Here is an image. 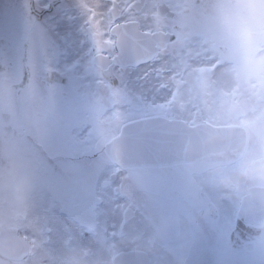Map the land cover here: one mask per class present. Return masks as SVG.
Here are the masks:
<instances>
[{"label":"rangeland","instance_id":"rangeland-1","mask_svg":"<svg viewBox=\"0 0 264 264\" xmlns=\"http://www.w3.org/2000/svg\"><path fill=\"white\" fill-rule=\"evenodd\" d=\"M177 2L181 9L186 10L181 12L184 17L186 16L184 25L191 38L193 51L180 62L175 76L178 81L169 82L171 90H173L172 84L175 82L177 83L175 87L187 93L184 96L172 93L175 101L170 109L180 111L181 106L187 108L183 103L188 102V107H192L197 112L195 118L192 119L193 123L207 120L211 123L210 125L217 126L216 104L222 86L213 76L216 64L213 62L211 52L202 43L203 33L199 24V16L204 0H177ZM31 7L30 0H0V39L11 43V46L6 43L7 46L2 47L3 42H0V52L8 53L4 50L5 47H14L16 51L12 55L11 50L8 53L11 55L8 59H5L6 55L4 56L5 61H10V70L5 73V77L9 81H14L15 85H19L21 80L24 82L23 87L19 89L21 95L17 97V107L20 109L15 108L14 111L17 112H14V117L11 114L10 116L12 124L17 122L22 139L27 136L25 141L20 139L13 143L8 139L0 143V173H3L6 170L5 167L12 164L26 165L40 180V191L35 209L38 231L33 235V239L40 248L37 246L38 250L34 259L39 264H49L50 255L63 246L70 236L75 239L79 236L81 243L87 244L91 248L96 264H111L109 260L111 255H109L106 246L99 248L98 241L102 236L105 237L104 231L97 228V236L94 235L95 229L90 223L91 221H121L118 212L131 204L136 214L134 221H142L144 218L151 217L152 221H156L162 233L168 237L174 228L172 221H188L190 229H195L194 221H225L223 231L226 238L224 241L217 237L211 243L207 242L209 244L207 247L203 246V249L199 244L196 251L191 253L175 251L176 264H264V234L254 232L252 226L239 221L236 231H241L248 236L244 238L246 243L232 245L227 237L231 234L233 220L237 218L235 207L239 203L216 185L213 179L215 158L212 154L194 163L148 169L151 173H159L163 177L173 176L169 180L166 178L159 180L161 176L151 177L148 174L139 178L140 171L124 169L122 171L125 174L131 173L121 184V190L118 192L119 199L115 198L113 200L115 204H112L108 198L109 192L107 193L106 183L107 175L114 170L108 166L109 159L103 148L102 153L106 159L99 154L96 159L90 160V155L93 153L91 147L95 144L92 140L93 134L87 128H79L80 124L77 123L84 120V114L89 120L92 119L90 115L91 102L87 101L82 105L76 101L73 94H67L72 104L70 105V102L67 101L69 109L60 108L63 109L60 111L63 119L52 118L49 122H42L40 117L38 120L37 113L31 110L32 95L36 97L39 106L43 100L42 95H52L51 91L38 89L35 82L38 73L63 75L82 72V78L87 80L86 83L79 80L74 84L68 83V85L76 89L85 86L90 88L94 85V81L88 78L90 72L84 63L79 68L74 66L76 58L81 53L84 55L83 49H81L84 44L80 32L77 34V40L67 38L66 50L57 51L54 64L48 62L31 65L27 61V57H30L29 51L38 52L40 43L36 39L34 41L35 48H31L28 46V42L30 43L33 38H38L37 29L43 27L39 17H31V15H35L31 11ZM47 10L45 9L42 19L66 13L61 5L54 10ZM21 17L23 19H20ZM46 26L49 29L42 30L46 35V41L52 47L57 48L63 40L59 38V32L53 29L52 24L46 23ZM84 49L86 48L84 47ZM55 89L64 92V86L56 85ZM76 95L79 99L92 98L90 91L85 88L77 91ZM68 97L65 99L67 100ZM160 101V98L157 97L147 106L132 113L136 115L154 109L155 106L158 107L161 104ZM56 106V108L62 107L61 104H56ZM7 111L4 109L2 112L6 113ZM166 111L168 110L165 109L164 112ZM71 124H78V127L74 128ZM2 127H4V121L0 120V130H3ZM10 132L13 131L10 129ZM0 138H3L1 131ZM101 140H105V135ZM43 148L48 152V158L41 156ZM43 159L48 160L47 165L39 166L37 162ZM101 164L106 165V168L96 182L94 170H97ZM44 166H46V170L43 169ZM124 184L130 186L129 191L126 186H123ZM172 189L190 192V195L186 194L189 196L186 201L172 202L176 200L172 195ZM47 191L48 194H54L63 203L62 205L65 206L63 211L71 220L69 221L71 225L68 221H58L54 214V209H56L54 203L59 201L56 202L53 197L49 199ZM133 191L135 196L129 198V194ZM168 191H170V195L167 196H150L148 194ZM121 196H124L122 200ZM72 198H76L77 205L75 207L71 204ZM153 199H158V202L153 204ZM102 200L105 202L104 206L99 208L98 203ZM188 208L191 209L190 214L187 213ZM182 209L184 214L181 213ZM77 224H82V233H80V229L76 228ZM79 238L76 240L79 241Z\"/></svg>","mask_w":264,"mask_h":264},{"label":"clouds","instance_id":"clouds-1","mask_svg":"<svg viewBox=\"0 0 264 264\" xmlns=\"http://www.w3.org/2000/svg\"><path fill=\"white\" fill-rule=\"evenodd\" d=\"M202 43L221 84L217 126L204 131L213 179L256 217L264 234V0H204ZM40 180L26 165L0 173V264H39L35 209ZM49 264H96L91 248L69 237Z\"/></svg>","mask_w":264,"mask_h":264},{"label":"flooded vegetation","instance_id":"flooded-vegetation-1","mask_svg":"<svg viewBox=\"0 0 264 264\" xmlns=\"http://www.w3.org/2000/svg\"><path fill=\"white\" fill-rule=\"evenodd\" d=\"M22 1V0H19ZM181 1V0H179ZM79 0H30L31 3V11L35 15H31L32 18L35 16L39 17V20L41 23H43V27L37 29L38 30V38L36 37L35 39L33 38L32 41L29 43L28 46L31 48H35L36 44L34 41L38 39L39 43V50L38 52H32L29 51L30 57H27V61L31 65H36V64H45V63H53L54 64V58L57 55V51H65L66 46H67V38L77 40L79 32L82 34L81 38L83 41L84 46H81V49H83V54L82 53L76 58V61L74 63V66L79 68L83 63L86 65L88 68V71L90 72V57H89V51H90V44L88 42V39L86 35L84 34L83 31V25H84V19L82 14L80 13L79 9L76 7L78 4ZM62 6L63 10L65 9V12L61 16H49L48 18L42 19V16L45 15L43 14L45 9L51 11L54 10V8H57V6ZM47 10V11H48ZM181 11H186L181 9ZM12 12V11H11ZM58 12V11H57ZM56 12V13H57ZM20 19H23L21 17ZM182 20L183 23L186 21V16L184 17V14H182ZM46 23L52 24L53 29L55 31H58V36L60 39L63 41L59 44L57 48L52 47L47 41H46V35L45 33L42 32V30L49 29L46 26ZM40 27V26H39ZM17 28V27H15ZM41 31V33H40ZM0 42H3V46H11L8 41L0 39ZM7 43V44H6ZM13 46V45H12ZM84 47L86 49H84ZM4 48L5 51L8 53L11 52L12 50V55H14L15 48ZM8 53H5L3 51L0 52V77L1 79L9 81L7 77H5V73H7L10 70V61L5 59H8L11 55ZM51 53V57H50ZM7 56L6 58L4 56ZM5 58V59H4ZM82 72H77V73H67L63 75H57V74H49V73H38L36 77V85L38 89L41 91H51L52 95L51 96H45L42 95L43 100H41L40 103V110H43L39 113V116L41 118L42 122H46L52 118H58V119H63L62 114L60 113L61 110L60 108H64L65 110H68L69 108L67 107V101L70 102V98L68 97L67 94H73L75 96L76 101L81 103L82 105L85 104V102H91V98L88 99H79L76 97V92L81 90L82 88L87 89L90 91V94L92 95L94 92V85L88 88L87 86L85 87H79L78 89L71 87L68 85V83L74 84L78 82L79 80L81 82L86 83V79L82 78ZM88 78L93 81V78L91 74L89 73ZM172 81H178L175 77ZM12 84H15L14 81H9ZM33 82V81H32ZM177 83L172 84V89L168 87V91L166 94L159 96L160 98V105L158 107H154V109H151L149 111H144L141 114H136L131 113L127 115L123 121L116 126L110 128V129H103V130H98L95 132L94 135H92V140L95 143L92 147L91 150H93V153L90 155V160L96 159L99 154L103 156L102 153V148L104 151V146L115 136L118 135L120 128L132 121L139 120V119H144V118H149V117H160L164 118L166 120L170 121H179L184 123L187 126H194L198 124H211L210 122L206 121H201L197 123H193L192 119L195 118L197 115V112L192 109V107H188L189 103H183L186 104L187 108L185 106H181L180 111L176 110L173 111L170 109L174 105V99L172 97V93H176L177 95H182L184 96L187 94L183 90L178 89L175 87ZM56 85H61L64 86V92H61L59 90H56L55 87ZM170 86V85H169ZM36 87V88H37ZM65 97H68L67 100ZM189 97V96H187ZM18 98L16 97V100ZM56 104H61L62 107L56 108ZM70 105L72 102L69 103ZM18 102L16 103L14 109H20L17 107ZM14 109H6L8 110L6 113L2 112L3 110H0V120L3 122L4 121V127L3 130H0L3 132V138H0V143L3 140H10L13 143L18 142L20 139L25 141L27 139V136H24L22 139V134L19 132L17 128V122L16 124H12L11 118L14 117ZM168 110L164 112V110ZM187 111V112H186ZM171 113V114H170ZM12 115V117L10 116ZM90 115L92 116V111H90ZM84 120L77 122L78 124L73 125L71 124L74 128H87L90 130V133L93 134V129H92V119L89 120L88 117L84 114L83 115ZM61 125V123L59 122ZM78 125V126H77ZM13 128V129H12ZM10 129L13 132H10ZM18 130V131H17ZM103 135H105V140H101ZM1 149V148H0ZM106 157L109 159L108 166L111 167L114 171L109 173L107 175V193H108V198L110 201L113 203V200L117 198L119 199V190H121V184L124 179L128 178V174L131 173L129 172L128 174H125L124 169L128 168H122L118 167L113 164L111 159L107 156L106 152L104 151ZM41 156H45L48 158V152L46 151L45 148H43V154ZM104 157V156H103ZM45 158V159H46ZM105 158V157H104ZM43 159L42 161L37 162L39 166L41 165H47L48 160ZM106 159V158H105ZM1 162V158H0ZM46 166L43 167L44 170ZM167 167V166H166ZM106 168V165L101 164V166L97 169L94 170L96 173V182H98L99 177L102 173V171ZM151 168H165L164 167H142V168H129L133 169L136 171H140L141 173H138L140 176L139 178H142V176H146L147 174L150 175L151 177H160L159 180H163L166 178L169 180V178H172L173 176H165L163 177L159 173H151L150 170ZM6 169V167H5ZM128 169V170H129ZM125 174V175H124ZM43 182H45L43 180ZM123 186H126L128 188V191L130 190V186L128 184H124ZM168 186V185H167ZM140 188V187H138ZM169 188V187H166ZM135 191V190H134ZM131 192L129 195V198L131 196H135V192ZM171 191V190H170ZM170 191L168 192H158V193H148L150 196L156 195V196H167L170 195ZM124 192V191H123ZM145 192V191H143ZM47 196L49 199L52 197L57 203H54L56 205V209L54 214L57 216L58 221H68V223L71 225L69 221V218L67 217L66 213L63 211L65 206H63L58 198L54 194H48V191L46 192ZM190 195V192H182L179 190H174L172 189V195L176 198L175 201L172 202H180V201H186ZM192 194V193H191ZM186 195V196H184ZM193 196V195H192ZM124 196H121L120 199L122 200ZM104 199V198H103ZM158 202V199H153V204H156ZM104 200L98 203L99 208L104 206ZM71 204L73 207L77 205L76 198H72ZM122 204V201H121ZM181 204H183L181 202ZM167 205V204H166ZM239 205V204H238ZM238 205L235 207V216H236V211L238 208ZM130 206H125L122 208L118 214L120 217L121 221H91L90 224L93 225V228L95 229V234H97V228H101L102 231H104L105 237L99 239L98 243L100 244V247L106 246L107 250L109 251L110 257V263L112 264V258L119 254V253H127V252H139V253H144L147 258H148V264H176V257L174 252L181 250L184 253H191L192 251H196L195 249L198 248L197 246L200 244V248L203 249L204 247H207L209 243L207 242H212L213 240L217 239V237H220L222 241H224V238L226 236L224 235L223 231V226L225 221H194L195 222V229H190V226L188 224V221H172L174 223L173 229L171 231V234L164 235L162 233V230L159 229L158 225L156 224V221H152L151 217L144 218L142 221H134L135 220V211L133 208ZM60 207V208H59ZM188 207V206H187ZM127 211L130 213L127 215ZM191 209H187V213L190 214ZM182 214H184V211L182 209L181 211ZM237 217V216H236ZM237 219V220H236ZM233 220V227L230 230L231 234L230 236H227L230 239L231 244L234 245V243L237 245H241V242L244 244L246 243V240L244 238H247L248 236L244 235L243 232L241 231H236V228L238 226V222L240 221L238 218ZM76 221V220H72ZM88 222V221H87ZM71 227V226H70ZM82 224H77L76 228L80 229V233H82ZM77 231V230H76ZM229 231V232H230ZM78 235L79 232L77 231ZM97 236V235H96ZM88 237V236H85ZM33 238V237H32ZM79 236L76 238L78 239ZM93 238V237H92ZM81 238H79V241L81 243ZM211 239V240H210ZM105 242V244H104ZM37 244V243H36ZM215 244V242H214ZM202 245V246H201ZM39 247V245L37 244ZM37 247V250H38ZM40 248V247H39ZM207 264V263H204Z\"/></svg>","mask_w":264,"mask_h":264},{"label":"snow or ice","instance_id":"snow-or-ice-1","mask_svg":"<svg viewBox=\"0 0 264 264\" xmlns=\"http://www.w3.org/2000/svg\"><path fill=\"white\" fill-rule=\"evenodd\" d=\"M76 7L90 44L94 135L166 94L193 48L177 0H79ZM23 83L0 79V110L14 109ZM31 110L39 120L34 95Z\"/></svg>","mask_w":264,"mask_h":264},{"label":"water","instance_id":"water-1","mask_svg":"<svg viewBox=\"0 0 264 264\" xmlns=\"http://www.w3.org/2000/svg\"><path fill=\"white\" fill-rule=\"evenodd\" d=\"M215 127L210 124L189 127L160 117L139 119L123 125L104 151L114 165L122 168L191 163L212 154L205 145L204 131ZM236 216L252 227L257 223L252 211L240 203ZM112 264H147V258L139 252L119 253Z\"/></svg>","mask_w":264,"mask_h":264},{"label":"bare ground","instance_id":"bare-ground-1","mask_svg":"<svg viewBox=\"0 0 264 264\" xmlns=\"http://www.w3.org/2000/svg\"><path fill=\"white\" fill-rule=\"evenodd\" d=\"M145 257L147 258V256L145 255ZM147 264H148V258H147Z\"/></svg>","mask_w":264,"mask_h":264},{"label":"trees","instance_id":"trees-1","mask_svg":"<svg viewBox=\"0 0 264 264\" xmlns=\"http://www.w3.org/2000/svg\"><path fill=\"white\" fill-rule=\"evenodd\" d=\"M200 160V159H199ZM198 160H196V161H193V162H191V163H194V162H197Z\"/></svg>","mask_w":264,"mask_h":264}]
</instances>
